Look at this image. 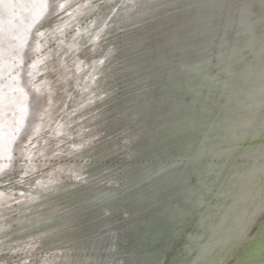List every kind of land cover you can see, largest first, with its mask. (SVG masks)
<instances>
[{
	"label": "rangeland",
	"instance_id": "rangeland-1",
	"mask_svg": "<svg viewBox=\"0 0 264 264\" xmlns=\"http://www.w3.org/2000/svg\"><path fill=\"white\" fill-rule=\"evenodd\" d=\"M0 264H264V0H0Z\"/></svg>",
	"mask_w": 264,
	"mask_h": 264
},
{
	"label": "bare ground",
	"instance_id": "bare-ground-1",
	"mask_svg": "<svg viewBox=\"0 0 264 264\" xmlns=\"http://www.w3.org/2000/svg\"><path fill=\"white\" fill-rule=\"evenodd\" d=\"M262 181V180H261ZM220 244V243H219Z\"/></svg>",
	"mask_w": 264,
	"mask_h": 264
}]
</instances>
